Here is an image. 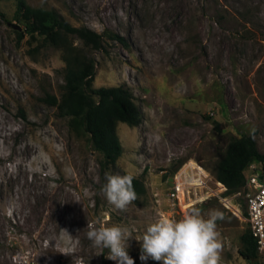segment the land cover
Returning <instances> with one entry per match:
<instances>
[{"label":"rangeland","instance_id":"374dc122","mask_svg":"<svg viewBox=\"0 0 264 264\" xmlns=\"http://www.w3.org/2000/svg\"><path fill=\"white\" fill-rule=\"evenodd\" d=\"M25 1L103 32L100 48L83 47L94 62L91 84L127 85L141 120L117 122L120 154L101 169L78 119L42 99L63 83L59 49L23 32L15 0H0V264H106L88 225L126 227L127 252L150 264L136 238L165 215V171L192 157L212 172L229 138L242 133L264 153V0ZM106 174L140 177L145 194L115 209L100 191ZM235 200L242 211L241 190ZM194 208L205 218L223 214L222 257L264 264L237 253L241 217L217 200Z\"/></svg>","mask_w":264,"mask_h":264},{"label":"trees","instance_id":"16d2710c","mask_svg":"<svg viewBox=\"0 0 264 264\" xmlns=\"http://www.w3.org/2000/svg\"><path fill=\"white\" fill-rule=\"evenodd\" d=\"M15 5L23 23L22 31L30 36H40L46 43L57 47L63 61V83L58 94H45L42 99L55 106L60 113L78 119L88 134L91 147L100 154L98 163L101 169L114 165L121 151L115 131L117 122L137 125L141 118L127 85L91 84L94 62L83 47L100 48L103 32L86 25L71 24L53 7L32 6L25 0H15ZM68 35L77 38L81 45L73 44ZM108 37L123 42V37L117 32H110ZM19 113L24 117L22 108ZM253 159L264 166V153L257 149L252 133L232 136L212 166V172L226 185L228 191H233L242 186L243 170ZM132 177L138 198L145 194L146 188L140 177ZM238 238V255L245 259H255L258 255L255 241L247 226L243 227Z\"/></svg>","mask_w":264,"mask_h":264},{"label":"clouds","instance_id":"9594fccd","mask_svg":"<svg viewBox=\"0 0 264 264\" xmlns=\"http://www.w3.org/2000/svg\"><path fill=\"white\" fill-rule=\"evenodd\" d=\"M105 179L100 191L115 209L124 211L137 199L131 175L106 174ZM223 218L216 210L205 218L198 208L190 209L179 220L160 218L136 238L142 242L140 258L161 264H220L223 246L216 222ZM88 227L87 238L93 247L108 250L107 259L116 264H134L127 253V242L132 236L126 227Z\"/></svg>","mask_w":264,"mask_h":264},{"label":"built area","instance_id":"2783aa9c","mask_svg":"<svg viewBox=\"0 0 264 264\" xmlns=\"http://www.w3.org/2000/svg\"><path fill=\"white\" fill-rule=\"evenodd\" d=\"M244 182L240 189L228 191L226 185L198 159L188 157L180 162L172 171L164 172V195L167 209L163 218L174 219L186 215L195 205L217 200L225 209L241 217L255 241V249L264 257V166L247 164ZM243 192L244 208L239 209L235 196ZM128 256L138 264L133 256ZM108 250L104 251L107 259ZM35 264V263H33ZM72 264H85L81 258H74ZM106 264H116L107 259ZM150 264H161L152 261ZM220 264H232L221 256Z\"/></svg>","mask_w":264,"mask_h":264}]
</instances>
